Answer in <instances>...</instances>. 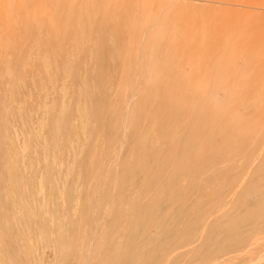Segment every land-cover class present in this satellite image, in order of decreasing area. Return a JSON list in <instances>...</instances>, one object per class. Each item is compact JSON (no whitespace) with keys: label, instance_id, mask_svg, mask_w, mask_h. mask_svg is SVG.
<instances>
[{"label":"rangeland","instance_id":"obj_1","mask_svg":"<svg viewBox=\"0 0 264 264\" xmlns=\"http://www.w3.org/2000/svg\"><path fill=\"white\" fill-rule=\"evenodd\" d=\"M260 138L264 0H0V264H78L80 231L67 229L134 207L136 184L196 143L198 160L219 150L218 161L195 183L167 179L162 194L195 205L248 172L220 225L256 231L261 221L244 220L253 209L264 220V153L257 171L248 161Z\"/></svg>","mask_w":264,"mask_h":264},{"label":"bare ground","instance_id":"obj_2","mask_svg":"<svg viewBox=\"0 0 264 264\" xmlns=\"http://www.w3.org/2000/svg\"><path fill=\"white\" fill-rule=\"evenodd\" d=\"M253 13L255 12L253 11ZM253 13L250 14L254 18L255 15ZM217 93L210 95V100L220 102L221 97ZM213 127V125L210 127V131L214 129ZM212 137L214 138V136ZM194 149H202L200 143L189 147L184 146L179 151L175 150V159H167L164 163V166H168L170 173L164 169L158 175L163 174L159 179H150L146 182L147 184H136L133 194L140 195V200L134 207L126 210L119 209L117 211L119 214L117 213L118 215L116 216L112 214L115 211L104 210L101 213L91 212L86 219L80 220L79 222L76 221L77 224L75 223L74 229H67V231L70 230V235H72V232L77 233L80 231L77 235L79 236L81 252L79 251L80 255H78L79 253L75 254L79 256L77 259L79 261L78 264H92L93 257H95L94 254H96L95 248L96 250L101 249L96 247L100 242L106 247H104L103 251L105 252L102 254L104 258H102L103 256H100V259L97 258L99 261L101 260L98 262L99 264H196L198 261L199 263L197 264H221L222 262L226 264L229 260L233 262L232 259L237 260L243 255H249L252 252L259 254L261 251L257 252L256 249L264 242V235L261 236L262 232H264V220L261 219L263 215L262 211L257 212L253 209V215L244 220L249 225L261 221L262 225L256 231L251 232L246 229H239L234 226L233 222L227 225L225 230L220 225L222 223L220 211H222L225 205L231 202L226 197H230L236 193L238 187L248 182V172L239 181L236 180L237 182L235 184L237 185L229 189L225 196H219V191L215 190L209 196V199L200 198L198 200L199 203L195 205L187 206L184 204L187 195L183 193L177 194L175 192H169L162 194V189L166 185L167 179H179V177H182L184 182H191L192 180L195 183L196 179L194 175L201 176L206 172L204 171L206 166L215 164L218 161V157L221 156L218 152L219 150H216V152L210 150L208 153H205L206 159H201V161L192 152ZM239 149L234 148L233 151L239 154ZM245 150L247 151L242 152V154L246 158L250 150L248 148ZM263 153L264 138H260V140L258 139L255 142L248 159L250 169L255 168V171H257V168L262 166ZM186 155L193 156L194 159H189ZM227 155L230 154L228 153ZM256 162H259V166L255 167ZM167 173H169V176L164 178ZM176 181L179 182L178 180ZM158 199H164V203H162L164 205L157 206L156 200ZM222 199L224 202H222ZM205 205L209 206L207 207ZM259 231L262 232L260 233ZM258 232L259 235H257ZM65 233H67L66 230ZM64 234L60 236L64 237ZM122 236L125 238L124 240L121 239ZM208 238L212 240L210 239V241ZM206 240H208L207 242H211V244H209L210 242L208 243L211 246L207 244ZM53 241L56 242L59 240L55 241L54 239ZM69 241L72 244L75 242H72L71 239ZM55 244L53 243V245ZM58 244L62 243L57 242ZM229 249L233 250L235 254H231L230 252L229 254L227 252ZM222 250L225 254L227 252V255L217 254L220 251L222 252ZM262 250L264 251V248ZM59 251L63 254L62 248L57 252L54 251V253H58ZM261 253L258 256H255L257 255L255 254L254 256L257 257V260H254V262L250 259L249 264H261L264 261V253ZM71 256H74V254ZM70 257H68V260ZM243 257L245 258V256ZM64 261L61 263L64 264ZM65 262V264L68 263V261ZM53 263L57 262L55 261Z\"/></svg>","mask_w":264,"mask_h":264}]
</instances>
